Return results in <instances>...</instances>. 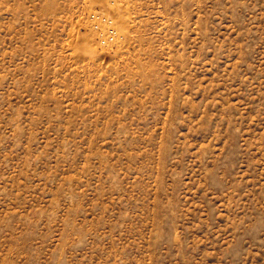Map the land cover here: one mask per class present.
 I'll return each instance as SVG.
<instances>
[{"label": "rangeland", "instance_id": "1", "mask_svg": "<svg viewBox=\"0 0 264 264\" xmlns=\"http://www.w3.org/2000/svg\"><path fill=\"white\" fill-rule=\"evenodd\" d=\"M0 264H264V0H0Z\"/></svg>", "mask_w": 264, "mask_h": 264}, {"label": "bare ground", "instance_id": "2", "mask_svg": "<svg viewBox=\"0 0 264 264\" xmlns=\"http://www.w3.org/2000/svg\"><path fill=\"white\" fill-rule=\"evenodd\" d=\"M102 4H106V5H108L109 3H108V1H104ZM111 8H112V6H111ZM119 9H117V11H118ZM118 15H120V12H119V14ZM123 17V16H122ZM118 17V19H116V28H117V31L118 32H124L125 31V25H126V22H125V18L123 17ZM118 34V33H117Z\"/></svg>", "mask_w": 264, "mask_h": 264}]
</instances>
